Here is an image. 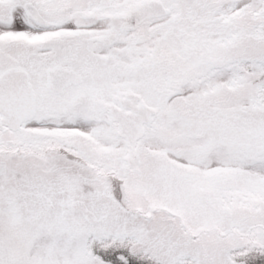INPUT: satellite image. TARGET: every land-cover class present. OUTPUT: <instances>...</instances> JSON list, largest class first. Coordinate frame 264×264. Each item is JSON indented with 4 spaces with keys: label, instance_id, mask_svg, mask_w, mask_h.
Listing matches in <instances>:
<instances>
[{
    "label": "snow or ice",
    "instance_id": "obj_1",
    "mask_svg": "<svg viewBox=\"0 0 264 264\" xmlns=\"http://www.w3.org/2000/svg\"><path fill=\"white\" fill-rule=\"evenodd\" d=\"M0 264H264V0H0Z\"/></svg>",
    "mask_w": 264,
    "mask_h": 264
}]
</instances>
